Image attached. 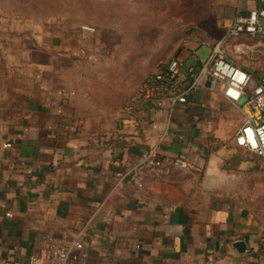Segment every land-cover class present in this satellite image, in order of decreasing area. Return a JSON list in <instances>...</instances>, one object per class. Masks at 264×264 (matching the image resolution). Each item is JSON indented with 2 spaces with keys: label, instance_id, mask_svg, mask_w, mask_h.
<instances>
[{
  "label": "crops",
  "instance_id": "obj_1",
  "mask_svg": "<svg viewBox=\"0 0 264 264\" xmlns=\"http://www.w3.org/2000/svg\"><path fill=\"white\" fill-rule=\"evenodd\" d=\"M205 1L208 20L151 72L174 58L197 67L253 6ZM82 27L0 14V262L47 264L51 243L80 234L84 264H264V159L233 142L243 115L197 90L170 116L139 103L114 120L134 91L119 96L106 80L113 33ZM226 57L264 77L263 39L231 38ZM155 147L169 173L116 188L115 174Z\"/></svg>",
  "mask_w": 264,
  "mask_h": 264
},
{
  "label": "built area",
  "instance_id": "obj_2",
  "mask_svg": "<svg viewBox=\"0 0 264 264\" xmlns=\"http://www.w3.org/2000/svg\"><path fill=\"white\" fill-rule=\"evenodd\" d=\"M253 3L247 16H236L225 35L209 50L208 55L197 67H185L176 58L169 60L159 69L148 74L136 87L129 99V105L113 115L116 120L124 111L131 110L139 103H148L156 109H166L170 116L176 105H186L197 90L219 93L221 97L243 115V122L234 134L236 147L264 159V77L257 83L250 74L234 61L226 57L227 41L241 34L264 40V0H245ZM255 1L260 6L254 5ZM88 32H95L91 27H82ZM233 51L253 54L255 50L243 45H235ZM88 60H93L91 56ZM233 95H229V93ZM250 134V136H249ZM5 148L10 145L6 144ZM158 147L146 150L139 161L123 173H116L115 187H121L123 180L133 183L138 189L143 187L148 175H167L168 158L158 156ZM83 245L80 234L65 245L51 243L47 264H84L82 262ZM0 264H7L0 262ZM27 264H38L37 256L28 259Z\"/></svg>",
  "mask_w": 264,
  "mask_h": 264
},
{
  "label": "rangeland",
  "instance_id": "obj_3",
  "mask_svg": "<svg viewBox=\"0 0 264 264\" xmlns=\"http://www.w3.org/2000/svg\"><path fill=\"white\" fill-rule=\"evenodd\" d=\"M207 7L205 0H0L6 17L111 31L105 76L119 96L136 89L155 60L171 52L167 47L208 20Z\"/></svg>",
  "mask_w": 264,
  "mask_h": 264
},
{
  "label": "water",
  "instance_id": "obj_4",
  "mask_svg": "<svg viewBox=\"0 0 264 264\" xmlns=\"http://www.w3.org/2000/svg\"><path fill=\"white\" fill-rule=\"evenodd\" d=\"M233 247L238 251V253H245L246 247L245 244L241 241H237L233 244Z\"/></svg>",
  "mask_w": 264,
  "mask_h": 264
},
{
  "label": "clouds",
  "instance_id": "obj_5",
  "mask_svg": "<svg viewBox=\"0 0 264 264\" xmlns=\"http://www.w3.org/2000/svg\"><path fill=\"white\" fill-rule=\"evenodd\" d=\"M229 95H233V94L230 92ZM249 136H250V134H249Z\"/></svg>",
  "mask_w": 264,
  "mask_h": 264
},
{
  "label": "trees",
  "instance_id": "obj_6",
  "mask_svg": "<svg viewBox=\"0 0 264 264\" xmlns=\"http://www.w3.org/2000/svg\"><path fill=\"white\" fill-rule=\"evenodd\" d=\"M263 240V239H262Z\"/></svg>",
  "mask_w": 264,
  "mask_h": 264
}]
</instances>
